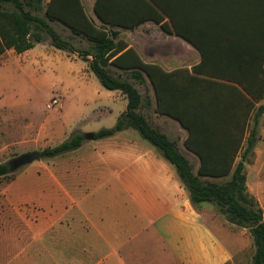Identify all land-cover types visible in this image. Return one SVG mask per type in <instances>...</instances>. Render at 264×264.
<instances>
[{
  "label": "crops",
  "instance_id": "crops-1",
  "mask_svg": "<svg viewBox=\"0 0 264 264\" xmlns=\"http://www.w3.org/2000/svg\"><path fill=\"white\" fill-rule=\"evenodd\" d=\"M42 1L45 8L51 0ZM81 1L98 28L120 32L145 63L180 78L228 83L218 78L255 77L261 62L264 67V0H157L169 13L161 23L146 18L149 10L143 0H99L103 16L123 24L101 21L96 13L98 0ZM50 24L73 35L59 21ZM46 45L43 54L57 55L52 43ZM10 51L14 50L6 53ZM63 52L72 60L83 61L87 82L96 88V94L90 92L83 102L87 108L92 104V117L77 126L88 124L86 132L94 134L113 127L127 110L128 100L120 91L101 88L89 63L77 53ZM144 76L150 91H140L141 113L152 125L179 127L182 155L197 173L201 161L185 147L187 131L157 112L151 83ZM261 123V137L245 170L247 187L264 215V115ZM37 135L47 140L49 133L42 129ZM85 141L78 149L35 168L36 179L46 183L40 199L13 203L5 195L0 198L11 205L3 211L0 202V264H252L256 247L250 231L208 224L203 212L207 204L194 206L176 166L138 131L130 128ZM249 171L254 174L252 180ZM37 202L50 210L55 206L57 215L34 220L32 214L19 212V206ZM7 241L17 248L10 254L9 246H2Z\"/></svg>",
  "mask_w": 264,
  "mask_h": 264
},
{
  "label": "trees",
  "instance_id": "trees-1",
  "mask_svg": "<svg viewBox=\"0 0 264 264\" xmlns=\"http://www.w3.org/2000/svg\"><path fill=\"white\" fill-rule=\"evenodd\" d=\"M143 2L149 10L147 19L161 23L169 15L157 0ZM99 3L98 0L96 13L101 21L123 24L105 18ZM56 21L68 27L76 37L86 39L91 44V51L80 53L75 50L68 40L52 29L50 23ZM162 28L169 31L165 24ZM46 36L55 48L70 54L77 53L89 63L106 89L120 91L128 100L127 110L117 123L95 133V139L108 138L130 128L138 131L176 166L196 208L205 202L215 203L231 223L249 229L256 247L252 264H264V215L258 200L248 193L245 161L249 154L236 164L244 144L246 153L253 154L260 139L259 126L264 104L256 107V103L264 101L263 62L259 75L255 77L218 78L227 79L224 81H230L228 83L195 76L180 78L178 74L145 63L138 52L120 37V32L98 28L87 15L81 0H51L45 8L42 0H0V55L9 50L24 53L42 43ZM89 57L92 59L88 60ZM111 67L135 71L138 78L144 79L146 74L154 92L157 112L176 120L187 131L185 147L201 161L197 175L167 137L137 112L142 101L140 93L133 85L115 78L109 72ZM251 122L252 129L248 131ZM84 141L83 134L75 133L60 145L41 151V158H53L74 151ZM12 173L10 163L0 164V178ZM228 175L231 179L224 184L205 183L200 179Z\"/></svg>",
  "mask_w": 264,
  "mask_h": 264
},
{
  "label": "rangeland",
  "instance_id": "rangeland-1",
  "mask_svg": "<svg viewBox=\"0 0 264 264\" xmlns=\"http://www.w3.org/2000/svg\"><path fill=\"white\" fill-rule=\"evenodd\" d=\"M51 27L60 37L68 40L75 50L80 53L91 51V44L86 39L74 37L73 35L69 36L67 30L61 27ZM46 43H51L48 36L42 43L37 44V49L32 52L19 55L14 51H10L3 56L0 55V164L9 163L22 154L33 151L41 152L46 148L56 147L70 139L75 133H78V131H75L77 129L87 131L88 124L78 126L77 124L84 119L92 117L90 110L92 104L87 103L88 105L91 104L90 108H87L83 102H85L84 99L90 92L96 94V88L91 81L87 82V70L83 69V61L79 59L72 60L67 57L66 53L57 49V55L43 54L44 51L42 50H45L46 47L44 45ZM109 72L121 82L133 85L139 93L144 89L147 92L150 91L144 75V79L138 78L135 71L117 72L112 67ZM94 80L100 87L102 86L101 88L108 90L103 87L95 75ZM54 98L59 100L60 105L63 106L62 109L58 107L47 108V104ZM262 104H264V101ZM140 107L137 109L139 113H141ZM142 115L145 116L144 114ZM252 125L251 122L248 126V131H251ZM261 125L262 123L260 122L259 133ZM151 126L167 137L182 154L181 131L177 125L159 123L156 125L151 124ZM42 129L47 130L49 133L47 140H42L37 135ZM32 135L33 137H31ZM87 142L85 141L84 143ZM245 148L246 143L239 154V162L243 160L245 155L249 154L246 158L247 163H249L252 153H246ZM48 160L49 158L42 157L40 161H35L14 171L7 177L0 178V198L5 195L13 203H19L21 200L32 197L40 199L41 188L46 183L36 179L34 170ZM188 162L193 171L192 163L189 160ZM193 173L197 175L194 171ZM248 175L252 180L254 174L249 171ZM200 179L205 183L224 184L231 179V175L222 178L200 177ZM40 180H42L41 173ZM16 181L18 182L10 186ZM5 190H8V194ZM248 193L253 196L249 189ZM0 202L2 203L3 211H8L11 208V205L6 200ZM205 203L207 205L204 206L203 212L208 224L212 227L218 224L234 225L229 221L227 215L220 212L219 207L215 203ZM54 207L52 206L53 210H50L49 206L37 202L32 205L27 203L18 208L19 212L32 214L34 216L33 219L36 220L47 215H57L58 211L55 210L57 208ZM235 228L239 229L241 227L236 226ZM2 246L4 249L9 246L7 250L9 254L17 249L11 241H7Z\"/></svg>",
  "mask_w": 264,
  "mask_h": 264
},
{
  "label": "water",
  "instance_id": "water-1",
  "mask_svg": "<svg viewBox=\"0 0 264 264\" xmlns=\"http://www.w3.org/2000/svg\"><path fill=\"white\" fill-rule=\"evenodd\" d=\"M84 138L86 140H94L95 134L93 132L84 134ZM41 155L39 151H33L26 154H22L12 160L10 163L11 170L14 172L16 170H19L20 168L27 166L29 164H32L35 161H40Z\"/></svg>",
  "mask_w": 264,
  "mask_h": 264
},
{
  "label": "built area",
  "instance_id": "built-area-1",
  "mask_svg": "<svg viewBox=\"0 0 264 264\" xmlns=\"http://www.w3.org/2000/svg\"><path fill=\"white\" fill-rule=\"evenodd\" d=\"M54 107H61L59 100L55 98L47 104L48 109H53Z\"/></svg>",
  "mask_w": 264,
  "mask_h": 264
}]
</instances>
